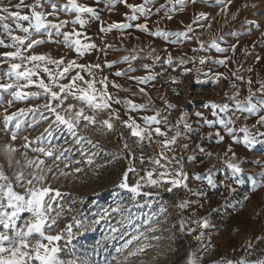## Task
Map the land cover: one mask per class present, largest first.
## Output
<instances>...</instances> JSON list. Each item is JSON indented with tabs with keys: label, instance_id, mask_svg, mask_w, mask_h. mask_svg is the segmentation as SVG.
I'll list each match as a JSON object with an SVG mask.
<instances>
[{
	"label": "rangeland",
	"instance_id": "rangeland-1",
	"mask_svg": "<svg viewBox=\"0 0 264 264\" xmlns=\"http://www.w3.org/2000/svg\"><path fill=\"white\" fill-rule=\"evenodd\" d=\"M67 2L40 0L37 10L45 13L48 20L71 22L77 13L64 9ZM127 2L139 5L144 0ZM17 3L19 0H0V5L12 10ZM32 3L35 0H25L26 5ZM53 3L57 8L50 15ZM77 3L95 8L98 16L84 13V25L68 23L62 29L79 31L82 43L96 45L83 54L63 43V36L55 30L25 34L11 18L0 22V39L4 41L0 45V84L14 86L0 88V169L10 178L14 191L21 194L33 173L46 177L34 187L50 186L59 191V196L50 194L53 200L49 223H55L46 229V234L59 235L60 239L49 247L59 248L56 255L64 264H189L190 258H195L196 264L264 261V136L260 135L264 126L258 123L259 116L264 115V104L260 103L264 100V0H186L183 6L176 5L174 12L170 9L175 0H154L147 5L151 10L147 15L137 13L138 20L128 19L132 10L121 0ZM162 4L165 7L157 12ZM21 12L30 14L31 9L24 7ZM4 23L12 35H28L29 40L24 45H14ZM21 23L27 27L29 22ZM114 23L132 26L103 31ZM138 23H147L149 31L135 27ZM157 30L187 32V36H158ZM34 38L44 43L28 48ZM13 51L23 56L63 58L65 65L60 70L68 61L86 66L99 64L91 73L87 67L73 68L65 77H58L57 83L67 84L79 72L85 81L94 82L99 97L104 91L100 81L107 77L111 107L89 108L78 98L79 93L68 94L57 112L72 118L75 111L84 108L85 115L96 119L95 124L83 118L76 120L75 129L69 131L56 121L55 113L44 107L48 103L56 107L59 101H51L38 86L21 90L39 92V96L16 99L12 95L15 85L26 84L6 74L12 63H22L18 57L4 56ZM125 56L128 61L123 60ZM39 63L38 77L33 79L49 83L48 74L43 72L44 62ZM47 66L57 74L55 65ZM28 67L32 65L25 61L21 70ZM117 71L125 74L117 76ZM148 75L155 79L145 83L131 78ZM77 84L88 86L83 81ZM53 90L59 91V87L53 85ZM236 99L241 101L240 108L236 107ZM128 100L146 107L133 109L126 103ZM69 104L74 109H69ZM224 104L229 105L228 112L220 111ZM251 104L257 106L256 112L248 111ZM157 112L159 127L167 138L176 137L167 148L162 147L166 137L153 133L151 140H142L133 136L124 123L135 120L144 127L143 117ZM6 114L17 116L5 123ZM221 118L232 120L229 126L235 130V138L218 123ZM105 120L113 124L111 129L102 123ZM245 126L254 143H244L246 134L241 129ZM150 127L154 129L156 125ZM217 132L224 136L223 141ZM9 146L15 151H10ZM41 148L53 155L38 151ZM29 160L36 164L43 160L44 164L37 168ZM156 160L160 163L156 164ZM230 163L241 171H234ZM181 171L183 183L178 186L170 180L180 177L160 176ZM21 172L25 181L17 182ZM126 172L129 188L120 187ZM148 172L161 182L151 184ZM137 182L139 194L130 191ZM3 183L7 182L0 180ZM30 215L22 213L18 226L23 227V220ZM133 237L139 239L132 240ZM37 239L33 236L31 243ZM129 240L132 243L125 248ZM138 248L143 251L130 255Z\"/></svg>",
	"mask_w": 264,
	"mask_h": 264
},
{
	"label": "snow or ice",
	"instance_id": "snow-or-ice-1",
	"mask_svg": "<svg viewBox=\"0 0 264 264\" xmlns=\"http://www.w3.org/2000/svg\"><path fill=\"white\" fill-rule=\"evenodd\" d=\"M127 8L132 10V15L128 17L129 20H138L139 17L137 13H142L147 15L151 10L147 7V5L154 2V0H144L143 4H130L127 2V0H121ZM186 3V0H175V3L173 4L172 8L170 9L171 12L176 11V5L183 6ZM40 6V0H35V3L32 4H25V0H19V3L14 5V9L0 5V22L6 21L8 19H12L16 21V27L22 29V31L25 34L30 33L31 31H35L36 33H39L41 29H49V30H55V33L57 35L63 36V43L67 44L70 48H74L75 52L77 54H83L84 52L95 48V44L91 43H82L80 36L81 33L79 31L73 30L71 32L69 31H62V29L68 24H80L84 25L86 21L81 18L82 14L89 13L93 17H97V12L95 8L83 6L77 3V0H68L66 4L63 5L64 9L73 11L77 13L75 19L71 22L67 20H60L59 22H54L52 20H48L46 18L45 13L38 11L37 8ZM24 7H28L31 9L30 14H22L21 9ZM53 13H50V15H54L55 10L57 8V5L55 3L52 4ZM165 5H160V8H157L156 11L159 12L161 9H163ZM203 16V14H201ZM168 19H171L172 17L169 15L167 17ZM22 21H27L28 26L24 27V25L21 23ZM132 25L127 23H114L111 25H108L107 28L103 29V31H110L113 28H129ZM135 27L143 30V31H149L147 23H138L135 25ZM3 28L10 36L11 40L13 41L14 45H24L26 41L29 40L28 35L19 36V35H12L11 29L7 23L3 24ZM191 27L188 28V32H191ZM49 38L52 35V32H48ZM155 35H176L177 37H186L187 32H177V33H168V32H161L159 30L156 31ZM44 43L43 39H31V41L27 44L28 48L33 47L37 44ZM4 44V41L0 39V45ZM215 46V42H213ZM223 51V49H219ZM4 56L6 57H12V58H19L21 62H27L32 65V67L24 68L22 69V63H12L9 66L8 72L6 73L9 77L15 76L16 80L19 81L23 79L26 81V84H17L15 85L16 91L12 93V95L16 99H25L28 96H39L41 93L39 92H24L21 89L26 88L31 85H36L40 89L43 90V94L50 97L51 101H59V103L54 107L51 103L45 104L44 107L48 110H50L52 113H55L56 121H58L61 124H64L67 126L69 131H73L76 127V124L74 121L79 120L83 118L86 121H89L93 124L96 123V119L94 116L91 115H85L84 114V108H80L78 111L74 112V115L72 118H65V116H62L59 112H57V107L61 106L63 104V101L67 99L68 94H72L73 96H76L77 93H79L78 98L83 101L87 107L93 108V109H109L111 107V104L109 101L112 99L111 95L107 92V77H104L100 83L104 85V91L99 93V97L97 95V90L94 87V82L92 81H85L84 77L80 75L79 72L75 76L71 77V80L67 84H58L57 80L59 78L65 77L66 74L70 72L71 69L76 68L80 70H84L86 67L91 73L92 68H99L100 65H83V64H77L76 61H68L67 65L60 70L62 65H65V61L63 58H60L59 60H54L48 57L47 55H30V56H23L20 51H13V52H6L4 53ZM129 57L125 56L123 57L124 61H128ZM39 62H44L43 72L48 74L49 83H46L44 79H33V77H38L39 70L41 68V64ZM203 63V61H201ZM224 61H220V63H223ZM112 63H115L113 61ZM168 63H172L171 57L168 59ZM183 63V61H181ZM48 64L55 65L58 72L57 74H54L53 71L47 66ZM111 67V64L109 65ZM145 68H148L149 65H144ZM129 71H135V69L129 68ZM125 73L122 71H117L115 75L121 76ZM135 80H142L145 83L149 80L155 79L154 76L148 75L143 77H131ZM77 81H83L85 84H87V88L80 87L77 84ZM114 83V82H113ZM53 85L59 87V91L53 90ZM116 87H119V85H115ZM14 87L12 84H0V88L2 89H8ZM75 89V91H73ZM141 92L144 91V89H140ZM235 99V97H234ZM116 103H120V100H116ZM126 103L133 109H144L146 105L144 104H137L134 103L131 100L126 101ZM249 103H251V98L249 97ZM261 104H264V100L260 101ZM235 104L237 108L241 107V101L236 99ZM69 109H74V105L69 104ZM24 110L21 109L20 112L22 113ZM221 112H228L229 111V105L224 104L222 107H220ZM250 112H256L257 106L255 104H251V107L248 109ZM17 114L12 115H5V123H9L13 121L16 118ZM159 116V112H157L155 115L152 116H145L143 117L145 126L141 127L139 124L136 123L135 120L131 121H124V123L129 127L132 131V135L135 137H139L140 139H149L151 140L153 133L158 134L160 136L166 137V139L162 142V147L167 148L170 144L175 142L176 137L173 136L171 139L167 138V133L162 131V129L159 127L160 120L157 118ZM117 119H119V116L117 115ZM166 119V118H165ZM103 124H105L109 129L113 127V124L109 120L102 121ZM210 123H213L210 121ZM218 123L220 125H223L224 128L227 130V132L230 135L234 136V129L230 127L229 125L232 124V120L229 119H223L221 118ZM258 123L261 126H264V115L259 116ZM156 125L154 129H152L150 126ZM17 129H19L20 125L19 123L16 124ZM242 132H244L246 135L244 136V143L251 144L254 143V138H250L249 129L247 126H245L243 129H241ZM216 135L219 137L221 141H223L224 136L220 135L219 132L216 133ZM260 135L264 136V133H260ZM12 138H16V133L13 132ZM27 139V138H25ZM127 147V145H125ZM10 151H15V149H12L11 146H9ZM40 152H44L47 156H52L53 153L51 151H45V149L41 148L38 149ZM160 155L163 157L164 153L161 152ZM167 159V157H164ZM92 161L89 160V163ZM156 164H159L160 161L156 160L154 161ZM28 163L30 165L36 164L35 161L29 160ZM40 164H44L43 160H40L38 164H36V167L38 168ZM231 167L234 171L239 172L241 169L238 165L230 163L228 165ZM51 171V169H49ZM79 171V169H77ZM129 171H133V169H129ZM165 175H173L178 176L180 178H172L170 180V183L173 186H178L183 183V177L184 173L177 172L175 174H166L161 173L160 176L163 178ZM153 173L148 172L147 177L149 179V182L151 184H158L161 181L158 179H152ZM32 179H28L25 181L24 173L21 172L16 176L17 182L25 181L26 185L28 187L25 188V191L23 194L14 191V186L11 182H8L10 178L4 173L2 169H0V180L5 181L7 183L0 184V227L3 228V231H0V264H32V262H38V264H64L63 261H61L58 256L56 255L59 252V248L57 247H49V244H51L53 241H58L60 239L59 235H50L46 234V229L50 228L52 224L55 223V220H52L51 223H49V212L52 208V200L53 196L50 195L51 193H54L55 196H59L60 193L58 190L52 189L50 186L47 187H34V183L41 182L46 179V177L39 173H33ZM211 182V181H209ZM24 186L23 184L21 185ZM120 187L123 188H129V185L127 183V172L124 174V179L121 182ZM171 189H169L170 191ZM130 191L135 194H139L140 192V184L137 182L135 185L130 187ZM47 197V199H46ZM6 199V204H5ZM183 206V205H181ZM6 209H11V211H7ZM119 211V209H117ZM164 209H161V212H163ZM30 213V217L28 219L23 220V227L18 226V221L22 219L21 214L22 213ZM204 226L207 227V221L204 222ZM115 231V229H113ZM143 235V234H141ZM38 236L39 239L35 241V243H31L32 237ZM200 237H198L199 239ZM138 237H133L132 240H137ZM132 240H129L127 244L124 245L125 248L128 247L132 243ZM44 241H47L48 243H44ZM143 251V248L136 249L135 252H131L130 255H136L137 252ZM189 264H196L195 258L189 259ZM227 264H233L232 261H228ZM237 264H248L247 261L243 262H237ZM256 264H264V261L256 262Z\"/></svg>",
	"mask_w": 264,
	"mask_h": 264
}]
</instances>
